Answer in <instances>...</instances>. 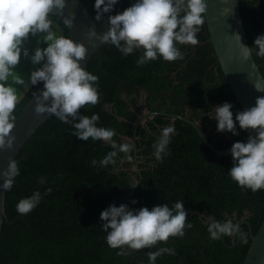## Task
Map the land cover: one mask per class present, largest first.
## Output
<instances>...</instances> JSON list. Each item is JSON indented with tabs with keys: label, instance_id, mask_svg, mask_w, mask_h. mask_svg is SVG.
<instances>
[{
	"label": "trees",
	"instance_id": "trees-1",
	"mask_svg": "<svg viewBox=\"0 0 264 264\" xmlns=\"http://www.w3.org/2000/svg\"><path fill=\"white\" fill-rule=\"evenodd\" d=\"M81 1L94 17L95 0ZM132 3L133 0H121L112 16L127 10ZM240 6L252 46L255 38L264 33V0H240ZM50 19L59 35L70 37L62 17L51 15ZM197 36V45H179L182 60L160 58L143 66L136 64L140 50L123 56L114 48L102 45L86 67L98 78L99 100L96 106H85L79 114L88 118L99 116L96 126L115 129L113 139L118 143L132 144L134 122L144 112L143 106L147 110H165L198 121L218 148L230 149L235 141H244L249 133L239 129L238 124L239 135L218 132L217 122L211 118L215 105L225 101L232 102L234 118L237 111L244 109L218 61L206 20ZM253 54L264 74V58ZM39 85L23 92L15 117ZM169 124H174L176 131L168 146L170 155L160 163L153 156L152 145L160 130ZM73 131L71 124L51 115L16 156L21 172L11 191H6L7 216L15 221L3 223L0 264L148 263L147 253L165 245L174 247L176 253L158 257L156 264H242L252 243L247 223L240 228L246 239L238 234L211 240L206 230L209 214L221 221L232 219L236 224L247 219L254 233L264 219V189L253 193L230 178L231 154L219 155L211 149L190 123L156 115L138 127L142 179L131 194L130 184L140 179L133 169L134 149L129 153L131 160L120 163V158L125 156L121 152L116 165L92 167L93 160L99 161L112 151L111 145L103 141L93 143L91 139L79 142L72 135ZM41 176L47 180L43 185L39 183ZM49 187L51 193L44 195ZM37 189L43 196L40 204L27 215L18 213V201ZM133 200L137 203L132 204ZM178 200H184L187 219L193 225L185 229L184 237H170L152 248L130 250L126 256H118L119 249L108 246L100 213L109 205L126 203L129 208L147 206L151 209L163 203L171 207Z\"/></svg>",
	"mask_w": 264,
	"mask_h": 264
},
{
	"label": "clouds",
	"instance_id": "clouds-1",
	"mask_svg": "<svg viewBox=\"0 0 264 264\" xmlns=\"http://www.w3.org/2000/svg\"><path fill=\"white\" fill-rule=\"evenodd\" d=\"M120 2L95 0V22L102 23L105 15L113 12ZM65 6L66 0H0V150L13 148L16 141L12 133L16 122L15 109L20 100L16 86L27 90L43 82L39 94L32 91L37 114L48 113L65 124H71L74 129L72 135L79 142L91 139L93 143L103 141L111 145L112 151L99 161L93 160L92 167L116 165L121 152L125 156L120 158V163L125 159L131 160V143H118L113 139L116 135L113 128H98L99 116L88 118L79 114L85 106L94 107L98 103V78L81 67V61L89 50L85 44L63 34L58 35L53 26L50 19L53 9L62 12ZM206 11V0H133L127 10L108 17V27L102 37L98 36L95 27H90L85 36L91 48H95V41L99 40L101 45L114 48L123 56L140 50L136 60L138 66L160 58L164 61L182 60L184 56L179 45L199 43L197 34L205 23ZM74 16L75 13L69 17L62 16L63 24L71 28ZM235 36L241 41L238 33ZM33 37L36 38V46L30 49L26 42ZM242 45L245 60L253 53L264 58V33L255 38L252 46ZM23 58L33 65L27 79L16 71ZM253 86L256 91L264 92V74H259ZM232 108V102L219 103L215 105L211 118L216 120L218 132L239 135L237 124L239 129L248 131L247 142L235 141L229 149L233 166L228 169V174L239 187L255 193L264 189V96H258L254 106L237 111L235 118ZM175 131L174 124L160 130L152 145L156 161L163 163L164 158L170 155L168 146ZM20 172L18 161L10 158L7 168L0 171L3 180L0 189L11 191ZM46 182V177L39 178L41 185ZM136 185L130 184L132 187ZM51 191V187L47 188L44 195ZM42 199V193L37 189L20 199L16 210L27 215ZM131 203L136 204L137 201ZM187 216L184 200H178L171 207L163 203L151 209L147 206L129 208L126 203L119 206L111 204L101 211L100 220L108 246L119 249L118 256H126L130 250L152 248L158 242H167L170 237H184L185 229L193 227ZM206 224L211 240L238 234L246 239V234L232 219L221 221L209 214ZM175 253L174 247L166 245L149 251L148 264H156L157 258L164 254Z\"/></svg>",
	"mask_w": 264,
	"mask_h": 264
},
{
	"label": "water",
	"instance_id": "water-1",
	"mask_svg": "<svg viewBox=\"0 0 264 264\" xmlns=\"http://www.w3.org/2000/svg\"><path fill=\"white\" fill-rule=\"evenodd\" d=\"M206 4V22L218 61L225 74L228 84L236 96L237 101L244 110L248 109L255 105V101L258 96H264V92L256 91L253 86L254 81L259 77V74H262L258 63L255 60L254 54L247 60L243 57L242 44L250 46V43L242 19L240 0H206ZM113 12L106 14L103 22L97 24L98 22H95L89 9L81 0H66V6L62 12L58 9H53L51 15L59 17H69L71 13H75L73 24L71 28H69L70 38L74 41L84 43L89 49L85 59L81 61V67L86 68L92 55L102 46L99 40H97L95 41V48L89 47L85 33L90 27H95L98 36L102 37L108 27V17L112 16ZM237 33L240 35L241 41H239L235 36ZM42 88L43 82L40 83L35 92L39 94V91ZM35 103V97L31 96L20 114L15 117L16 122L12 133L16 136V141L14 142L13 148L0 150V171L7 168L9 159L16 158L24 143L31 139L38 127L51 116L48 113L37 114L34 110ZM156 115H165L171 117L173 120L182 119L190 123L197 129L201 138L211 149L219 155L231 154L229 149H221L215 146L214 143L208 139L207 134L202 130L199 122L191 119L189 116L171 113L165 110H146L140 114L134 122V132L131 137L134 149V166L140 175V179L136 182L137 185L142 179L137 146L138 127L141 123H144L147 119ZM252 134L255 135V132ZM247 138L244 142H247ZM2 182L3 180L0 178V183ZM137 185L133 187L131 194L135 193ZM4 221H7L8 224H12L15 220H11L7 216L6 191L0 189V239ZM243 223H247L250 226L252 243L242 264H264V219L255 233L247 219H242L238 222L239 229ZM238 241L239 237L237 239V242ZM237 242L234 245H236ZM138 264L148 263L142 261Z\"/></svg>",
	"mask_w": 264,
	"mask_h": 264
},
{
	"label": "rangeland",
	"instance_id": "rangeland-1",
	"mask_svg": "<svg viewBox=\"0 0 264 264\" xmlns=\"http://www.w3.org/2000/svg\"><path fill=\"white\" fill-rule=\"evenodd\" d=\"M26 44L30 49L34 48L36 46V38L35 37L31 38L28 42H26ZM42 46H46V45H42ZM32 67H33V65H31L30 61L27 58H23L21 60L20 64L17 65L16 71L18 74L22 75L25 79H27V76H28L30 70L32 69ZM16 87L18 89L19 96H21L23 94V92L25 91V89L23 88V86H20V85H17ZM143 98H144V96L142 97V99ZM140 105L143 106L142 101L140 102ZM143 109H144V111L147 110L146 108H144V106H143ZM215 125L217 126L216 123H215ZM133 169H135L134 165H133Z\"/></svg>",
	"mask_w": 264,
	"mask_h": 264
},
{
	"label": "crops",
	"instance_id": "crops-1",
	"mask_svg": "<svg viewBox=\"0 0 264 264\" xmlns=\"http://www.w3.org/2000/svg\"><path fill=\"white\" fill-rule=\"evenodd\" d=\"M54 26V25H53ZM55 27V26H54ZM56 28V27H55ZM57 29V28H56ZM57 32H58V30H57ZM58 35H59V32L57 33Z\"/></svg>",
	"mask_w": 264,
	"mask_h": 264
}]
</instances>
